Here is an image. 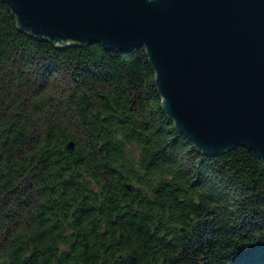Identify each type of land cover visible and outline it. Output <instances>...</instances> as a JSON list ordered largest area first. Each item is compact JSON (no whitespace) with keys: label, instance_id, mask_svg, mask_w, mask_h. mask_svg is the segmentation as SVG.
<instances>
[{"label":"trees","instance_id":"trees-1","mask_svg":"<svg viewBox=\"0 0 264 264\" xmlns=\"http://www.w3.org/2000/svg\"><path fill=\"white\" fill-rule=\"evenodd\" d=\"M0 264H264V165L198 151L143 46L55 45L0 0Z\"/></svg>","mask_w":264,"mask_h":264},{"label":"water","instance_id":"water-1","mask_svg":"<svg viewBox=\"0 0 264 264\" xmlns=\"http://www.w3.org/2000/svg\"><path fill=\"white\" fill-rule=\"evenodd\" d=\"M2 1L55 45L143 46L167 116L198 151L242 146L264 165V0Z\"/></svg>","mask_w":264,"mask_h":264}]
</instances>
